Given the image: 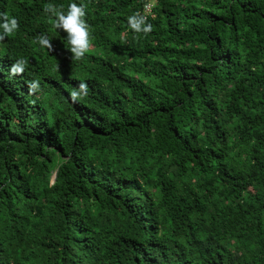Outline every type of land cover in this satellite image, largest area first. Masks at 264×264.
Returning <instances> with one entry per match:
<instances>
[{"label":"trees","instance_id":"1","mask_svg":"<svg viewBox=\"0 0 264 264\" xmlns=\"http://www.w3.org/2000/svg\"><path fill=\"white\" fill-rule=\"evenodd\" d=\"M71 2L0 0V264H264V0Z\"/></svg>","mask_w":264,"mask_h":264},{"label":"clouds","instance_id":"2","mask_svg":"<svg viewBox=\"0 0 264 264\" xmlns=\"http://www.w3.org/2000/svg\"><path fill=\"white\" fill-rule=\"evenodd\" d=\"M46 13L54 14L55 27L66 33L69 52L74 59H81L89 50L90 31L89 25L85 20V8L83 4H78L76 0L69 3L66 11L57 10L52 4H48L45 8ZM18 20L14 16L0 12V40L6 36L13 34L18 29ZM128 27L135 33L147 34L151 31L152 25L146 23V18L143 15L135 14L128 17ZM37 42L41 46H49L50 41L45 35H40ZM26 61L18 60L10 69V74L15 75L23 72ZM40 89L39 80L33 79L29 82V91L37 92ZM88 85L86 82H80L78 89L71 93L72 99L75 101L81 95L87 94Z\"/></svg>","mask_w":264,"mask_h":264},{"label":"built area","instance_id":"3","mask_svg":"<svg viewBox=\"0 0 264 264\" xmlns=\"http://www.w3.org/2000/svg\"><path fill=\"white\" fill-rule=\"evenodd\" d=\"M153 5H154L153 3H150V4H147L145 6V9H144V15H145V17H147V15L152 14Z\"/></svg>","mask_w":264,"mask_h":264}]
</instances>
